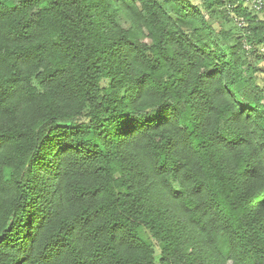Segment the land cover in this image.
Here are the masks:
<instances>
[{"label": "trees", "instance_id": "16d2710c", "mask_svg": "<svg viewBox=\"0 0 264 264\" xmlns=\"http://www.w3.org/2000/svg\"><path fill=\"white\" fill-rule=\"evenodd\" d=\"M0 264H264L262 17L0 0Z\"/></svg>", "mask_w": 264, "mask_h": 264}, {"label": "built area", "instance_id": "2783aa9c", "mask_svg": "<svg viewBox=\"0 0 264 264\" xmlns=\"http://www.w3.org/2000/svg\"><path fill=\"white\" fill-rule=\"evenodd\" d=\"M264 20V0H237Z\"/></svg>", "mask_w": 264, "mask_h": 264}, {"label": "snow or ice", "instance_id": "6c2138e0", "mask_svg": "<svg viewBox=\"0 0 264 264\" xmlns=\"http://www.w3.org/2000/svg\"><path fill=\"white\" fill-rule=\"evenodd\" d=\"M160 118H161V119H166V118H167V114L164 113V112H161V113H160Z\"/></svg>", "mask_w": 264, "mask_h": 264}]
</instances>
